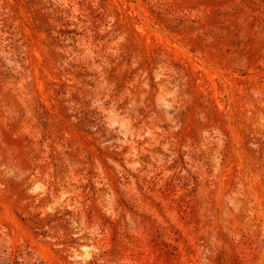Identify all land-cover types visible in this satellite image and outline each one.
Instances as JSON below:
<instances>
[{
  "label": "rangeland",
  "instance_id": "rangeland-1",
  "mask_svg": "<svg viewBox=\"0 0 264 264\" xmlns=\"http://www.w3.org/2000/svg\"><path fill=\"white\" fill-rule=\"evenodd\" d=\"M0 264H264V0H0Z\"/></svg>",
  "mask_w": 264,
  "mask_h": 264
}]
</instances>
